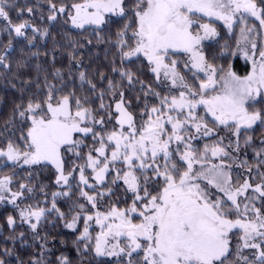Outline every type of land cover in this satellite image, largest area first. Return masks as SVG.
Returning <instances> with one entry per match:
<instances>
[{"label": "snow or ice", "instance_id": "snow-or-ice-1", "mask_svg": "<svg viewBox=\"0 0 264 264\" xmlns=\"http://www.w3.org/2000/svg\"><path fill=\"white\" fill-rule=\"evenodd\" d=\"M7 7V0H0V18L4 20H8ZM51 7L53 15L49 19L54 20L56 6ZM71 7L74 9V14L70 17L71 22L78 28L104 24L106 13L126 15L124 0H83V3H75ZM65 10L64 6L58 9L61 13ZM197 13L202 14V17L223 21L229 29H232L239 19L244 24L240 29L244 40L248 39V33L254 31V28L247 27L246 17H254L264 28V7H258L256 0H137L133 9L136 25L133 30L135 46L123 51V57L143 54L153 65V73L159 76L162 71L164 77L171 81L172 87L182 89L179 95L171 96L170 99L162 98L161 106L153 107L147 122L138 129L132 114L123 106L121 94V102L116 104L119 114L116 122L121 130L108 133L106 141L93 127L81 126L86 119L91 118V114L88 109L80 108L79 101L77 111L73 115L68 97L53 106L52 97L49 96L46 112L39 118L36 115L31 117V127L27 132L28 150L21 152L11 142L6 150H0V157H6L10 161H18L23 157V163L28 165L43 162L53 164L60 173L57 183L63 181L67 184L68 176L63 173L61 149L67 146V151H75L80 146L81 141L73 139L74 133L84 136L91 134L94 140L99 138V147L92 151L103 157V161L89 152L86 165L80 168L81 184L89 186L84 175L85 167L92 169L97 182H103L105 174L109 172L110 163L120 161L127 166V171L122 175L117 172L113 183L123 180L127 191L133 194L132 205L124 210L113 207L107 213H95V223L101 228L95 242L97 255L117 254L115 251H106L105 246L109 237L122 236L129 241L131 251L128 255L138 249L143 250V264H226L227 258L233 254L230 247L231 234L238 230L242 243L236 246V261L249 264L248 257L241 253L243 249L251 248L259 250L257 260L259 264H264V213L261 208L255 206V196L245 195L251 189L258 193L260 198H264V173L261 174V183L255 186L245 179L238 187H233L231 177L219 166L203 168V159L209 151L213 157L226 156L228 153L225 149L219 145L211 149L205 146L204 152L198 153L191 144V141L198 137L188 134L190 128L204 136L212 134L205 118L197 114L196 110L200 106H203L206 113L211 114L218 124L228 125L231 122L237 136L241 128H252L257 121L264 123V117L259 111L249 112L246 107L250 98L260 95L264 90V50L259 52L260 60L253 61L250 75L241 79L229 72L230 79L221 77L224 81L222 90L218 94L208 95L209 90H214L217 84V70L205 61L198 46L202 40L217 35V31L210 23L198 24L197 19H194ZM194 25L202 30V35L200 32H193ZM27 26L26 22L15 26V33L18 36L23 35L22 29ZM129 27L130 25H125V29L118 33V44L122 49L127 46V40L123 37ZM251 46L255 55V42H252ZM179 52L189 56L184 65L186 68L190 63L192 69L203 72L206 76V80L199 84L198 91L193 90L177 70V60L170 59V55ZM129 81L131 82L130 75ZM101 107L104 105L101 104ZM38 109H41L39 103H29L27 111L35 113ZM152 114H156L155 118ZM20 115L23 116L24 113L21 112ZM91 119L94 125L104 124L103 119ZM125 125L127 132L123 131ZM166 125L171 126L170 130ZM173 142L177 145L174 150L171 149ZM181 144L184 146L182 152L179 147ZM109 145L113 146L110 159L106 155ZM173 151L179 153L180 161L186 164L183 171L172 160ZM76 155L79 156V153ZM161 160L163 163H160ZM195 164H201V169L196 170ZM136 169L142 173L151 170L157 182L162 180V186L156 194L149 191L148 176H144L143 187L141 186L134 171ZM200 180H206L207 185H211L223 195L213 199L214 194L207 186L201 187L198 182ZM10 183L9 177L0 179V201L7 199L4 193L10 192ZM23 187L24 185H21V188ZM21 195V192L11 193L10 202L15 203ZM56 195L59 194H54V197ZM81 195L95 208L94 196L84 191H81ZM241 196L247 201L242 210L238 199ZM79 207L83 211L84 206ZM46 211L59 213L53 202L52 208L48 210L29 206L21 210L20 216L25 220L34 218L39 222ZM249 212L253 213L251 218L248 217ZM232 213H235V219L230 218ZM59 214L63 217V213ZM131 214H136L140 222L134 223ZM79 218L80 213H77L66 226L75 228ZM93 218L92 215L84 218L85 227L80 239H91L88 222ZM14 223L13 218L9 217V226ZM31 228L35 230L37 223H32ZM112 247L115 249L118 245ZM123 251L121 248L120 252ZM0 264L3 262L0 261ZM61 264H67V259L63 258Z\"/></svg>", "mask_w": 264, "mask_h": 264}, {"label": "trees", "instance_id": "trees-1", "mask_svg": "<svg viewBox=\"0 0 264 264\" xmlns=\"http://www.w3.org/2000/svg\"><path fill=\"white\" fill-rule=\"evenodd\" d=\"M81 1L83 0H7L8 20L0 18V150L9 142L18 148L26 146L28 115H43L49 96L52 100L68 97L72 111H77L79 101L80 108L88 109L91 118L103 119L107 126L112 124L113 105L121 100V94L135 123L148 118L151 109L160 107L161 99L169 97L170 92L156 79L151 64L144 56L125 59L122 54L135 44L133 9L137 0H124L126 15L110 16L105 19L104 24L83 28L70 26L67 22L69 16L66 14L53 20L47 15L37 18L29 11L37 5L69 7ZM256 3L258 7H264V0H256ZM25 22H31L32 26L22 29L24 34L18 36L14 27ZM211 22L217 29V35L215 39L202 44L206 62L216 68L217 74L231 66L238 74H245L249 69L247 60L232 53L236 25L229 29L223 22ZM125 25L130 27L123 37L127 40V46L122 49L118 44V33L125 29ZM170 59L177 60L179 72L191 86L202 77L190 65L187 68L184 66L188 61L185 54L176 53L170 55ZM29 103H39L41 109L35 113L29 112ZM101 104L104 105L103 108ZM248 110L259 111L264 117V97L248 105ZM196 111L205 118L212 134L192 140L193 148L198 153H203L205 146L209 149L216 145L223 147L228 153L223 158L230 166L234 186L245 179L252 185L261 183V174L264 173V123L257 121L252 128H241L237 136L231 122L228 125L218 124L203 106ZM21 112L24 113L23 116L20 115ZM155 115L152 114L153 117ZM101 126L95 124L94 129H101ZM74 139L81 141L75 151H67V146L61 149L63 171L69 175L68 183L62 187L57 186L56 171L49 163L15 169L4 163V157H0V173L11 175L13 187L24 182L31 189L27 196L17 202L18 207L31 206L48 210L55 202L59 213H63L61 217L56 211H46L39 222L34 218L22 220L16 206L0 201V261L3 264H61L63 258L67 259V264H127L123 259L96 254L98 226L89 227L90 240L80 239L85 227L82 218H79L74 230H66L62 226L63 219L93 211L94 207L81 195V191L94 195L96 206L101 208L115 206L127 209L133 202V194L120 181L113 183V173H108L99 187L81 185L76 178L78 164L85 161L88 149L99 145V138L94 140L89 134L78 135ZM172 160L181 171L186 167L175 151ZM124 168L122 166L119 172L122 173ZM134 171L142 187L144 176L149 177V191L156 194L162 186V180L157 182L151 170L143 173L138 169ZM54 194L59 195L54 197ZM245 195L255 196V206L264 213V198H260L252 190ZM240 202L242 210L243 204L247 202L245 197ZM80 205L84 206L83 211ZM252 216L253 213L249 212L248 217ZM9 217L15 221L11 226L8 224ZM230 218L235 219V213ZM132 219L138 221L139 217L134 215ZM32 223H37L35 230L31 228ZM236 245L231 240L233 254L227 258L226 264H241L236 261ZM248 261L249 264H259L255 258H248ZM132 263L142 264L139 253L132 257Z\"/></svg>", "mask_w": 264, "mask_h": 264}, {"label": "rangeland", "instance_id": "rangeland-1", "mask_svg": "<svg viewBox=\"0 0 264 264\" xmlns=\"http://www.w3.org/2000/svg\"><path fill=\"white\" fill-rule=\"evenodd\" d=\"M78 3H83V1L78 2ZM72 5H73V4H72ZM72 5H71V6H72ZM51 6H52V4H47V5H37V6H35V8H33V9L30 11V13H31L32 16H35V17H37V18H41V17L44 16V15H47V16L50 17L51 15H53V9H52ZM61 6H64L65 9H66L65 12H63V13H61V12L58 11V9H59ZM71 6H69V7H66L65 5H58V6H56L55 16H56V18H58V17L63 16L64 14H66L67 16H69V17H68V21H67L68 24H69L70 26L76 27V26H74V25L72 24V22H71V18H70L71 15L74 14V9H72ZM110 16H115V14L106 13V14H105V19H106L107 17H110ZM194 19H197L198 24H199V23H210V24H211L212 26H214V27H215V25L211 22V20L219 21V20H216L215 18L202 17V14H199V13L196 14V16L194 17ZM220 22H223V21H220ZM26 23H27V25H28L27 27H31V26H32V23H31V22H26ZM246 24H247V27L254 28V31H253V32L248 33V39H247V40L242 39V37H241V32H240V29H241V27L244 26V24L241 23L239 19H237V22L234 24V25H236V32H235V33H236V39H235V45H234V47H233V49H232V53H233V55L241 56L242 58H244V59L247 60L248 65H249V69H248V71H247L245 74L241 75V74H238V73L234 70V68L231 66V67L226 68L225 70H223V72H221V73H219V74L216 73V75H215V79L217 80V84L215 85V89H214V90H209L208 95L218 94V93L222 90V87H223L224 81L221 79V77H224V78H226V79H230V78L228 77V73H229V72H232V73H234L236 76H238V77H240L241 79H243L244 77H246V76H248V75H250V74L252 73V70H253V61L255 60V61L258 62V61L260 60L259 52H260L261 50H264V28H262V27L260 26V23H259L258 20H256L254 17H250V16L246 17ZM85 26H99V25H85ZM27 27H25V28H27ZM215 28H216V27H215ZM14 30H15V27H14ZM216 31H217V29H216ZM193 32H194V33H195V32H200L201 35L203 34L202 30L199 29L197 25H194V27H193ZM215 37H216V35H215L214 37H210V38H207V39L202 40L201 43H200L199 46H198V50H199L200 52H202V54H203V51H202V44H203L204 42H206V41H209V40H213V39H215ZM134 41H135V40H134ZM252 42H255V44H256L255 55H253V49H252V46H251ZM134 46H135V44H134ZM179 53H183V52H179ZM183 54H185L186 57H187V60H189V56H188V54H186V53H183ZM246 54H247V55H246ZM203 55H204V54H203ZM136 56H144V55H143V54H137V55L132 56V57H130V58H134V57H136ZM144 57H145V56H144ZM204 57H205V56H204ZM130 58H125V59H130ZM145 58H146V57H145ZM146 59H147V58H146ZM205 61H206V59H205ZM189 65H190V63H189ZM152 67H153V65H151V68H152ZM190 67H191V65H190ZM177 70H178V68H177ZM193 70L197 72L196 69H193ZM178 71H179V70H178ZM198 73H200L202 77L199 78V79H197L196 83H194V86H191V85L188 83V81L185 79L186 82L189 84V86L192 87L193 90H195V91H198V90H199V84H200L202 81L206 80V76H205V74H204L203 72H198ZM154 75H155L156 79H157L161 84H163V85L166 87V89L168 90V92H170L169 97H168L169 99L171 98V96H178V95H179V92H180L182 89L172 87V85H171V81L168 80V79H166V78L164 77L162 71H161V73L159 74V76H157V74H155V73H154ZM181 75H182V74H181ZM262 97H264V90L261 91V94H260V95L255 96L254 98H250V99L248 100L247 104H246V107H248V105L254 103L255 101L259 100V99L262 98ZM62 99H63V98H61V99H57V100H52L51 103L53 104V106H55V105H56L59 101H61ZM118 102H121V100H117V101L114 103V105H113V115H112V119H111L112 124H110V125H108V126H107V124H103V125L101 126V129H97V130H95V129H94V124L92 123V119L89 118V119H86V120L81 124V126L83 127V126L86 125V126H89V127H93L94 131L100 133L101 135H103V136L105 137V141H106V136H107L108 133L112 132L113 130H116V131H120V130H121L120 127H119V125H118L117 122H116V119H117V117H118V115H119V114L117 113V111H116V104H117ZM123 106H124L125 109L128 111V109H127V107L125 106L124 103H123ZM46 108H47V104H46ZM69 108H70V107H69ZM197 109H198V108H197ZM70 110H71V109H70ZM71 112H72L73 115H74L76 111H72V110H71ZM128 112H129V111H128ZM249 112H250V111H249ZM129 113H130V112H129ZM172 115L175 116L176 113H172ZM28 117H29L28 120H29V128H30V127H31V117H32V116L29 114ZM37 118H39V116H37ZM153 118H155V117H153ZM147 120H148V118H146V119H142L140 122L135 123L136 127L139 129V128L141 127V125H143V124H145V123L147 122ZM166 127H167L169 130H170V128H171L170 125H166ZM29 128H28V130H29ZM28 130H27V132H28ZM123 131L127 132V125L124 126ZM188 134H189V135H196L197 137H198V136H203V137H204V135H202V134H197V133H195V129H192V128L189 129V133H188ZM78 135H80V136H84V135L81 134V133H74V134H73V139H74L75 136H78ZM191 142H192V141H191ZM27 144H28V139H27V142H26V146H25L24 148H19L21 152H24V151H27V150H28V148H27ZM182 146H183V144H181V145L179 146L181 152L184 150V146H183V147H182ZM98 147H99V145L96 146V147H94V148H98ZM112 147H113L112 145H109V146L106 148V155L109 157V159H110V157H111ZM176 147H177L176 143L173 142L172 145H171V149H176ZM6 148H7V146H6L3 150H6ZM94 148L88 149V150H87V153H86V156H85V161H82V162H80V163L78 164V168H77V170H76V174H77L76 178L78 179L79 182H80V168H81V166H85V165H86V162H87V156H88V154H89L90 151L92 152V155H93L94 157H97V158H99L101 161H103V157H99V156H98V153H96L95 151H92ZM62 160H63V159H62ZM4 163H7V164L12 165L15 169H17V168H22V167L31 168V167H34V166L38 165V164H32V165L24 164V163H23V157H21V159L18 160V161H10V160H8L6 157H4ZM43 163H47V162H43ZM39 164H40V163H39ZM49 164H51V163H49ZM51 165L53 166V168H54L55 171H56L55 182H56L57 186H58V187H62V186H64L65 183H64L63 181H60L59 183H57V178H58V176L60 175V173H58L56 167H55L53 164H51ZM213 165L219 166V167H220L225 173H227V174L231 177V175H230V166L225 162V160H224V158H223V155H222V156H216V157H213V156L211 155V151H209V152L207 153L206 157L203 159V168H204V169L211 168ZM101 166H102V165H101ZM122 166L125 167L124 170H123V172H124V171H127V166L124 165V164H123L122 162H120V161H117V162H115V163H110V165H109V172H108V173H113V174L115 175V177H116V176H117V172L120 171V169H121ZM194 168H195L196 170H200V169H201V164H195V165H194ZM123 172L120 173V174L122 175ZM63 173H64L65 176H68V179H69V175H68L67 173H65L64 171H63ZM108 173L105 174V179H106V176H107ZM84 175H85V177L87 178V180H88V185H89V186H85V185L81 184V185L84 186V187H99V186L102 185L103 182L105 181V179H104L103 182H97V181L94 179V177H95V173L92 171L91 168H88V167H85V168H84ZM4 177H9V178L11 179V183H10L9 186H8L9 189H10V192H6V193H4V195L7 197V199L3 200V202L6 203V204H9V205H12V206H16V207H17V210H18V213H19V218H21V216H20V212H21V210H24V209H26V208L18 207V206H17V202H18L22 197L27 196V195L31 192V191H29L30 187H29V185H28L27 183H24V182H23V183H20V185H19L18 187H13V185H12V177H11V175H10V174H2V173H0V179H3ZM118 181H120V182L124 185V187L126 188V190H127V185L124 184L123 180L120 179V180H118ZM198 182L201 184V187H205V186H207L208 190H209L211 193L214 194V195L212 196L213 199L217 198L218 196H222V195H223L222 193H219V192H218L214 187H212L211 185H207V181H206V180H200V181H198ZM243 182H244V181H243ZM243 182H242V183H243ZM80 183H81V182H80ZM242 183H241V184H242ZM21 185H24V187L21 188ZM239 185H240V184H239ZM239 185L234 186V185L232 184L233 187H238ZM253 186H255V185H253ZM250 190H251V189H249V191H250ZM15 192H21L22 195L19 196V197L16 199L15 203H11V202H10V201H11V193H15ZM129 192H130V191H129ZM130 193H131V192H130ZM141 195H143V194L141 193ZM92 196H94V195H92ZM242 197H244V196H241V197L238 198L239 201H240V199H241ZM131 205H132V204H131ZM131 205H130L128 208H130ZM113 207H115V206H110V207H108V208H101V207L96 206V207L93 209V211H89V212L81 213V214H80V218H82L83 223H85V219H84V218H85L87 215H92L94 218H93L92 221H89V222H88V225H89V227H90L91 225H96V226H98L97 235H99V233H100V231H101V228H100L99 225H97V224L95 223V213H96L97 211H99V212H101V213H107V212L110 211V209L113 208ZM116 208H118V207H116ZM128 208H127V209H128ZM118 209L124 210L123 208H118ZM134 215H136V214H131L132 218H133ZM21 219H22V218H21ZM22 220H23V219H22ZM24 220H25V219H24ZM72 220H73V217H72V218H69V219H63V220H62V226H63L66 230H74V229L78 226V220H79V219H78L77 222H76V226H75V228H68L66 225H67L68 223H71ZM133 222H134V223H139V222H140V218H139L138 221H133ZM233 234H234L233 237H232V234H231V240H234L236 244L242 243V242L239 240V235H241V233H239L238 230H234V233H233ZM97 235H96V237H97ZM236 241H237V242H236ZM257 242H258V240H257ZM113 245H118V247H116L115 249H113V247H112ZM236 246H237V245H236ZM230 247H231V246H230ZM105 248H106V251H108V252L115 251L117 254H115V255H101V256L110 257V258H115V259H123L124 261L127 262V264H133V263H132V257H133L135 254L139 253L140 256L142 257V264H143V250H142V249H138V250L132 252L131 255H128V253H129V251H131V249H130V247H129V241L127 240L126 237H122V236H121V237H115V238H113V237H109V238H108V244L105 246ZM121 248L124 249L123 252H120V249H121ZM262 248H264V245H262ZM258 251H259V250H257V249H251V248H248V249H243L241 254H242L243 256H247L248 258H255V259H257Z\"/></svg>", "mask_w": 264, "mask_h": 264}]
</instances>
